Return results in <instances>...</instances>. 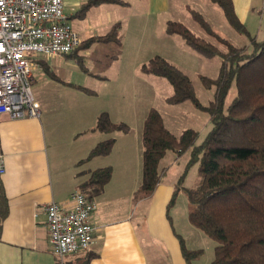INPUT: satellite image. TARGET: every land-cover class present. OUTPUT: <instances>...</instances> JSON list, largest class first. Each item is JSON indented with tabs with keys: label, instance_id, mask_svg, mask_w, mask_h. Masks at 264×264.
Instances as JSON below:
<instances>
[{
	"label": "crops",
	"instance_id": "0c3cea01",
	"mask_svg": "<svg viewBox=\"0 0 264 264\" xmlns=\"http://www.w3.org/2000/svg\"><path fill=\"white\" fill-rule=\"evenodd\" d=\"M231 1L248 36L256 39L264 19V0ZM87 2L63 0L65 20L79 35L81 46L119 26L112 14L119 8L103 3L83 13L81 10ZM145 3L148 15H165L170 9L169 0H145ZM248 29L257 30L256 34L252 37ZM61 57L36 59H41L55 75ZM38 68L35 63L32 82ZM59 80L68 91H78L69 80ZM78 94L83 95L81 91ZM78 94L73 101L69 98L66 102L54 103L44 101L45 95L40 97L35 93L33 98L40 106L38 118L11 119L6 114L0 115V156L4 166L0 178L8 202V214L0 234V264H187L178 239L183 240L182 235L177 233L169 217V208L174 202L173 199L170 204L174 180L165 179L167 171L163 167L165 171L153 194L136 200L134 194L139 188L138 172L142 167L140 135L130 138L129 131L109 135L94 130L97 117L103 111L98 106L88 108ZM55 109L67 113L62 131L55 119ZM109 118L114 123L110 115ZM111 137L115 142L109 155L88 158L95 145ZM113 155L115 158H110ZM182 155L171 153L170 163L177 164ZM103 167L111 168V177L101 192L89 197V190L82 191L96 204L89 219L94 229L93 244L89 251L67 255L60 262L48 245L44 206L55 202L70 208V195L80 192L79 186L88 180L90 173ZM145 203L146 210L137 216L136 210Z\"/></svg>",
	"mask_w": 264,
	"mask_h": 264
},
{
	"label": "trees",
	"instance_id": "16d2710c",
	"mask_svg": "<svg viewBox=\"0 0 264 264\" xmlns=\"http://www.w3.org/2000/svg\"><path fill=\"white\" fill-rule=\"evenodd\" d=\"M208 1L222 11L225 20L235 31L248 36L234 12L231 0ZM103 3L120 4L121 1L88 0L81 12ZM190 12L199 27L225 47V52L193 34L181 22L168 21L165 32L179 36L188 47L205 57L220 55L217 77L213 80L202 79L205 86L215 88L214 98L209 105L202 107L199 104L188 77L164 59H151L141 67V71L169 82L173 88V94L166 99L169 104L190 101L197 108L205 110L211 128L201 144L195 145L196 131L188 129L175 136L165 127L160 113L150 109L142 124L141 184L134 198L145 199L153 194L165 171L160 168V161L167 153L180 156L188 152L186 165L198 162L199 182L194 188L184 189L187 217L193 227L216 243L211 264H264V36L260 40L248 36L247 45L235 47L216 34L202 14L193 10ZM116 30V26H113L106 35L94 37L88 42L117 41ZM34 63L53 75L41 59L34 60ZM232 82L235 83L236 95L224 109V98ZM94 130L112 135L116 132L126 133L128 127L113 123L106 113H101ZM114 142L112 137L99 142L90 150L88 158L109 155ZM110 177V167L93 170L88 180L79 186L80 192L89 190V197L97 195ZM180 183L175 186L178 187ZM7 214L8 202L0 178V234ZM178 239L183 257L189 264L191 255H199L200 251L187 250L183 240Z\"/></svg>",
	"mask_w": 264,
	"mask_h": 264
},
{
	"label": "rangeland",
	"instance_id": "374dc122",
	"mask_svg": "<svg viewBox=\"0 0 264 264\" xmlns=\"http://www.w3.org/2000/svg\"><path fill=\"white\" fill-rule=\"evenodd\" d=\"M120 1L119 7L117 4L109 5L119 8L112 12L114 22L119 23L116 30L117 41L87 42L72 56L63 55L56 76L38 68L34 72V82L31 83L32 95L38 93L40 97L45 95L44 101L61 103L69 98L73 101L74 95L81 91L83 95L78 96L87 103L88 108L98 106L108 117L110 115L114 123L125 124L130 138L136 134L141 138L143 121L148 111L155 109L170 133L179 136L185 130L192 129L198 133L195 145L201 144L211 128L208 113L190 101L169 104L166 99L173 94L169 82L162 77L144 74L141 67L155 57L174 65L188 77L199 104L206 107L214 98L215 88L212 85L205 86L202 79L213 80L217 77L221 57L219 54L205 57L188 47L179 36L166 34V22L173 20L183 23L193 34L214 44L221 52H225V47L199 27L192 18L191 10L202 14L211 29L235 47L247 45L249 37L235 31L225 20L222 11L208 0H169L170 9L165 15H148L145 0ZM248 31L253 37L257 30ZM263 34L264 19L256 39H262ZM59 79L69 80L72 88L76 87L78 91H68ZM235 95L236 87L232 82L224 98V109ZM54 115L61 126L59 131H62L67 122V113L55 109ZM169 156L171 153H168V157L160 165V168H166L165 179H173L175 185L181 182L178 187L175 186L177 193L169 208V217L177 233L182 235L186 249L200 251L199 255H191L189 264H211L216 243L193 227L187 218L184 189L198 185V162L187 166L189 153L186 152L174 165L170 163ZM110 158H115V155ZM138 175L140 186L141 169ZM146 204L140 205L136 210L137 216L146 210Z\"/></svg>",
	"mask_w": 264,
	"mask_h": 264
},
{
	"label": "built area",
	"instance_id": "2783aa9c",
	"mask_svg": "<svg viewBox=\"0 0 264 264\" xmlns=\"http://www.w3.org/2000/svg\"><path fill=\"white\" fill-rule=\"evenodd\" d=\"M80 44L65 20L63 0H0V115L38 118L40 106L31 92L34 60L70 54ZM3 172L0 156V175ZM70 204L44 206L48 245L60 262L89 251L93 244L89 219L96 204L79 191L70 195Z\"/></svg>",
	"mask_w": 264,
	"mask_h": 264
}]
</instances>
